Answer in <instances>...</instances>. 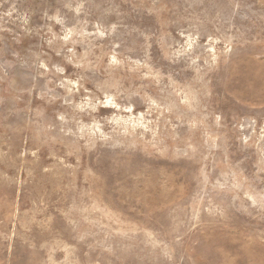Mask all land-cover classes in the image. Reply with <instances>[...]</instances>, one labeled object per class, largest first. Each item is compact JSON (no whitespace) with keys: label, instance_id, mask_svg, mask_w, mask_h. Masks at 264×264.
I'll return each instance as SVG.
<instances>
[{"label":"rangeland","instance_id":"1","mask_svg":"<svg viewBox=\"0 0 264 264\" xmlns=\"http://www.w3.org/2000/svg\"><path fill=\"white\" fill-rule=\"evenodd\" d=\"M0 264H264V0H0Z\"/></svg>","mask_w":264,"mask_h":264}]
</instances>
